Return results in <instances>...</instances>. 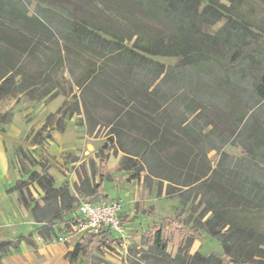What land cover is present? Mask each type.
Listing matches in <instances>:
<instances>
[{
    "label": "trees",
    "instance_id": "1",
    "mask_svg": "<svg viewBox=\"0 0 264 264\" xmlns=\"http://www.w3.org/2000/svg\"><path fill=\"white\" fill-rule=\"evenodd\" d=\"M31 1L0 0V100L26 84L56 94L65 61L90 55L77 84L90 125L110 127L99 156L121 152L120 170L130 181L146 171L149 183L158 178L167 193L204 205L189 234L180 231L188 224L180 217L144 233L146 255L167 264H223L222 256L190 252L192 233L202 228L231 264H264V47L256 44L264 0H86L75 11L35 0L30 14ZM221 20L217 31L206 29ZM155 55L181 60L166 65ZM30 58L34 67L24 64ZM101 106L109 112L104 123L94 116ZM209 106L228 111L232 132L213 125ZM227 144L243 155L230 156ZM209 148L220 152L217 166ZM31 177L47 190L49 179ZM81 178L79 195L90 187L89 177ZM93 241L90 234L80 238L69 263L86 264ZM169 242L179 246L174 256ZM10 244L0 239V252Z\"/></svg>",
    "mask_w": 264,
    "mask_h": 264
},
{
    "label": "rangeland",
    "instance_id": "2",
    "mask_svg": "<svg viewBox=\"0 0 264 264\" xmlns=\"http://www.w3.org/2000/svg\"><path fill=\"white\" fill-rule=\"evenodd\" d=\"M47 1L66 4L73 11L87 6L86 0ZM36 4L35 0L29 3L30 14L35 12ZM223 23L221 20L206 29L215 32ZM256 44L264 47V33ZM51 46L57 47L55 43ZM69 46L70 56H74L77 49ZM84 56L79 62L67 59L57 71L58 93L46 94L43 86L26 84L0 100V229L18 230L10 247L0 252V264H70V252L81 238L79 234H71L69 220L79 195L76 188L86 185L81 177L90 179L87 194H82L84 197L95 202L117 199L127 222L124 238L116 239L115 233L106 231L94 234L86 264H167L146 255L148 246L144 245L143 234L156 225L169 228L171 217L188 222L180 231L189 234L190 226L204 206L198 204V199L185 201L179 192L167 193V182L158 178L149 183L146 171H141V179L130 181L129 173L120 170L121 152L112 151L106 159L99 156L101 146L110 135V127L103 124L93 127L85 115L82 88L77 84L87 61L91 60L90 55ZM153 57L166 65H175L181 60L180 56ZM30 61L31 58L24 59V64L34 67ZM214 112L212 106L206 112L213 125L232 132L228 111ZM108 115L102 106L94 112L95 118L103 123ZM224 150L234 158L243 155L239 145L227 144ZM208 157L213 166L221 159L220 152L210 148ZM33 172L40 179L50 180L46 183L47 190L39 179L31 177ZM57 214L60 218L49 221ZM260 225L264 230V219ZM192 236L191 253L215 254L224 258L223 264H231V258L224 255L222 245L213 235L197 228ZM168 245V253L174 256L179 246L175 242Z\"/></svg>",
    "mask_w": 264,
    "mask_h": 264
},
{
    "label": "built area",
    "instance_id": "3",
    "mask_svg": "<svg viewBox=\"0 0 264 264\" xmlns=\"http://www.w3.org/2000/svg\"><path fill=\"white\" fill-rule=\"evenodd\" d=\"M76 208L70 220L71 234L94 235L98 231L115 233L116 239L124 238L123 206L117 199L93 202L83 195L76 196ZM64 239V237H61ZM65 240H68L67 237Z\"/></svg>",
    "mask_w": 264,
    "mask_h": 264
},
{
    "label": "crops",
    "instance_id": "4",
    "mask_svg": "<svg viewBox=\"0 0 264 264\" xmlns=\"http://www.w3.org/2000/svg\"><path fill=\"white\" fill-rule=\"evenodd\" d=\"M125 216H126V213L123 210V218H124V223L126 225L127 222L125 221ZM5 230L6 229H4V230L0 229V239H10V240H12L13 237H16V233H17L18 230L15 227H11V229H9L7 231H5ZM83 236H85V235H83ZM83 236H80V237L82 238ZM73 250H74V248H73Z\"/></svg>",
    "mask_w": 264,
    "mask_h": 264
}]
</instances>
